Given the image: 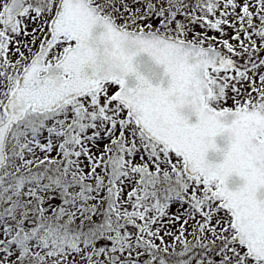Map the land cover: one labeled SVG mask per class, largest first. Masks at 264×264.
I'll return each instance as SVG.
<instances>
[{
    "label": "snow or ice",
    "instance_id": "6c2138e0",
    "mask_svg": "<svg viewBox=\"0 0 264 264\" xmlns=\"http://www.w3.org/2000/svg\"><path fill=\"white\" fill-rule=\"evenodd\" d=\"M0 264H264V0H0Z\"/></svg>",
    "mask_w": 264,
    "mask_h": 264
}]
</instances>
